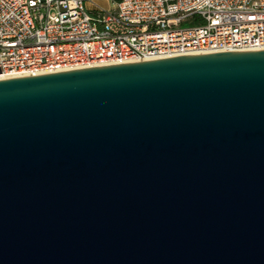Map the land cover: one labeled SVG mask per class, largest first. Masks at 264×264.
<instances>
[{
  "label": "water",
  "instance_id": "95a60500",
  "mask_svg": "<svg viewBox=\"0 0 264 264\" xmlns=\"http://www.w3.org/2000/svg\"><path fill=\"white\" fill-rule=\"evenodd\" d=\"M0 264H264V50L0 79Z\"/></svg>",
  "mask_w": 264,
  "mask_h": 264
},
{
  "label": "built area",
  "instance_id": "2783aa9c",
  "mask_svg": "<svg viewBox=\"0 0 264 264\" xmlns=\"http://www.w3.org/2000/svg\"><path fill=\"white\" fill-rule=\"evenodd\" d=\"M0 0V79L264 50V0ZM200 24L182 27L193 16Z\"/></svg>",
  "mask_w": 264,
  "mask_h": 264
},
{
  "label": "crops",
  "instance_id": "0c3cea01",
  "mask_svg": "<svg viewBox=\"0 0 264 264\" xmlns=\"http://www.w3.org/2000/svg\"><path fill=\"white\" fill-rule=\"evenodd\" d=\"M115 2V0H86L85 6L90 11H93L97 8L111 10L114 8Z\"/></svg>",
  "mask_w": 264,
  "mask_h": 264
},
{
  "label": "rangeland",
  "instance_id": "374dc122",
  "mask_svg": "<svg viewBox=\"0 0 264 264\" xmlns=\"http://www.w3.org/2000/svg\"><path fill=\"white\" fill-rule=\"evenodd\" d=\"M200 24L199 17L198 16H193L191 20L187 23L182 24V27H192V26H197Z\"/></svg>",
  "mask_w": 264,
  "mask_h": 264
},
{
  "label": "trees",
  "instance_id": "16d2710c",
  "mask_svg": "<svg viewBox=\"0 0 264 264\" xmlns=\"http://www.w3.org/2000/svg\"><path fill=\"white\" fill-rule=\"evenodd\" d=\"M115 1H118V0H115Z\"/></svg>",
  "mask_w": 264,
  "mask_h": 264
}]
</instances>
